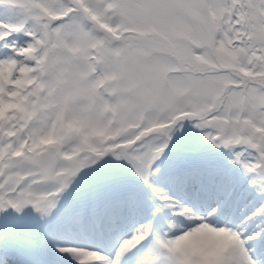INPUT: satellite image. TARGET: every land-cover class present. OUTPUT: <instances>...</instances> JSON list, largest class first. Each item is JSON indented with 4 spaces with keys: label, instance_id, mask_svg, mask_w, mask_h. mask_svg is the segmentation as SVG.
<instances>
[{
    "label": "snow or ice",
    "instance_id": "6c2138e0",
    "mask_svg": "<svg viewBox=\"0 0 264 264\" xmlns=\"http://www.w3.org/2000/svg\"><path fill=\"white\" fill-rule=\"evenodd\" d=\"M0 264H264V0H0Z\"/></svg>",
    "mask_w": 264,
    "mask_h": 264
}]
</instances>
